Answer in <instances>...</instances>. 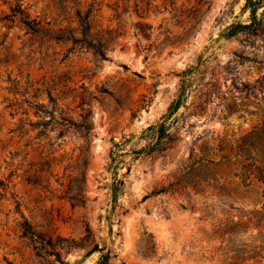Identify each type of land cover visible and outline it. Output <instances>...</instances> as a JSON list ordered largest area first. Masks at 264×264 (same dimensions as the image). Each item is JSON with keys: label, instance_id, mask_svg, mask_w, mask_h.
<instances>
[{"label": "rangeland", "instance_id": "1", "mask_svg": "<svg viewBox=\"0 0 264 264\" xmlns=\"http://www.w3.org/2000/svg\"><path fill=\"white\" fill-rule=\"evenodd\" d=\"M108 251L264 264V0H0V264Z\"/></svg>", "mask_w": 264, "mask_h": 264}, {"label": "trees", "instance_id": "2", "mask_svg": "<svg viewBox=\"0 0 264 264\" xmlns=\"http://www.w3.org/2000/svg\"><path fill=\"white\" fill-rule=\"evenodd\" d=\"M255 15V9H253V17ZM26 25H30L29 23L25 22ZM80 25L83 26V34L85 36V39L87 38H90L91 37V34H90V24L88 21H85L84 19L81 20L80 22ZM254 26H258L257 23H255V20H254V23L250 24V25H242V24H238L236 26H234L233 28L230 29V32L228 33L229 36H233L235 34H237V32H239L241 29H244V28H252ZM91 39V38H90ZM93 39H91V45L92 46H88L92 49H94L95 53L101 55V56H105L104 52H103V45H102V42L101 41H97L96 43H93ZM140 153V152H138ZM115 198V196H114ZM110 257V251L106 252L105 254L102 255V257L100 258L98 264H106L108 259Z\"/></svg>", "mask_w": 264, "mask_h": 264}]
</instances>
